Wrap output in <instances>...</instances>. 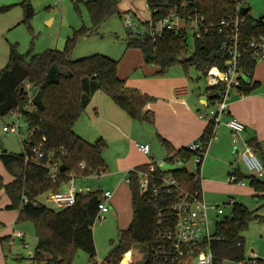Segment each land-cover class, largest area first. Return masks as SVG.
I'll return each mask as SVG.
<instances>
[{"label": "trees", "instance_id": "obj_1", "mask_svg": "<svg viewBox=\"0 0 264 264\" xmlns=\"http://www.w3.org/2000/svg\"><path fill=\"white\" fill-rule=\"evenodd\" d=\"M19 5L24 13L22 22L31 30L30 22L35 16V10L29 0H24ZM119 5L120 0L86 2L93 24L91 29L75 31L62 51L49 50L39 55L29 52L22 55L17 45H11L8 64L0 71V118L10 115L22 117L29 133L33 132L23 141L27 155H31L32 148L40 147L45 153L43 163L50 160L66 167L58 176L57 182L52 183L49 169L42 164L27 163L24 152L20 155L6 152L0 154V162L13 178L10 183L5 184L0 174V193L4 192L8 197V209L19 211L17 223H34L38 244L31 260L35 264H73L81 250L90 256V264H97L93 227L99 215L103 192L99 190L78 195L73 207L60 211L49 209L39 202L43 195L61 191V187L73 176H101L106 171L102 158L106 143L102 140L95 144L89 143L74 131L93 96L97 92L105 94L136 123L145 124L153 119V115L146 111V106L156 103L157 99L129 89L126 80L118 75V61L102 55L72 60L77 41L81 37L96 35L99 28L112 16L119 14L122 17ZM146 5L151 12L153 24L174 14L186 20L188 25L197 21L209 29L208 32L203 31L200 38L194 36L195 49L191 56H188L187 30H166L162 36L155 37L129 35L128 49L139 50L146 65L158 69L159 77H166L175 66H182L186 72L194 67L204 75L213 67L224 70L228 62V56L223 50L226 37L219 33V29L223 22L238 17L242 21L240 43L246 49L239 67L245 77L252 80L258 55L249 45L264 37V23L260 19H254L251 11L239 16L234 0H146ZM12 7L0 10L7 12ZM27 85L34 90L32 100L29 99ZM258 88L259 83L242 82L238 90L248 96ZM215 129L210 121L199 139L204 149L215 138ZM158 138L167 153L166 162L169 164L175 165L177 160H189L194 155L186 152L185 148L177 151L166 140L160 136ZM255 143L250 142L249 146L256 150ZM82 165L84 169L81 168ZM150 167L154 168V175L158 178L172 177L187 192L202 195L201 180L195 181V176L185 169L166 172L153 163L137 170L147 172ZM232 175L237 178L236 183L249 184L255 192L254 199L264 198V180L244 175L239 169ZM128 179L132 221L129 228L121 233L106 264H121L123 258L136 249L146 252L148 260L145 264H162L173 251L172 242L165 233L166 229L171 231L174 228L175 223L170 218L169 210L175 204L176 197L167 194L160 183L156 184L159 188L157 195L142 194L140 177L136 172H130ZM24 199L28 200L27 204ZM160 214H163L162 224L165 228L162 230L158 224ZM254 220L264 222V217L242 204H235L230 216L225 213L223 219L216 222L211 240L204 241L201 246L193 249L195 254L210 249L215 258L213 264H239L246 261L243 233ZM186 259L190 260L188 256ZM257 264H264V260L259 259Z\"/></svg>", "mask_w": 264, "mask_h": 264}, {"label": "rangeland", "instance_id": "obj_2", "mask_svg": "<svg viewBox=\"0 0 264 264\" xmlns=\"http://www.w3.org/2000/svg\"><path fill=\"white\" fill-rule=\"evenodd\" d=\"M89 1L92 0H29L35 10V16L30 22L31 30L26 23L22 22L24 13L19 4L7 12L0 10V71L8 64L10 44L17 45L18 51L22 55H26L29 52L33 55H39L49 50L62 51L66 41L68 38H72L75 31L83 28L91 29L93 26L92 20L85 6V3ZM249 5L253 6L251 14L256 19L264 16V0H251ZM119 8L120 12L124 11L123 13L121 12L122 17L118 14L108 18L99 28L96 35L90 37L84 36L77 41L72 56L73 61H79L94 55H102L115 61H124V64H126V56L130 51L128 49L130 30L127 28L125 22L126 11L131 10L130 13L134 15L136 22L140 26L151 20V12L141 0L137 2L136 0H120ZM11 24H14L13 28L10 27ZM4 32L5 34L2 37ZM187 33L188 56H191L195 49V38L190 28H188ZM263 65L264 60H258L257 69ZM168 74H172V76L179 77L180 79L185 78L189 82L190 87L195 91L196 96L206 92L207 82L205 75L194 67L189 68L188 72H186L182 66H175L169 70ZM260 90H264V84ZM207 110H218V106L216 104H210ZM17 120L20 126V135L12 128ZM203 120L209 122L211 117L208 116ZM78 126L76 128H79ZM4 127H8L9 131L4 132ZM28 130L29 128L22 117L19 118L18 116L10 115L5 118H0V154L2 152L17 155L22 154L23 148L21 141H25L27 138ZM157 145L162 148L161 144L154 142V146L156 147ZM235 147H239L241 151H244L242 144L238 146L233 143L231 144L227 149V158L231 159V164H228V170L233 165V167H239L242 173L248 174L241 157L239 154L234 153ZM106 149L107 146L102 151L106 171L101 176H76L72 179V185H68V189L73 187L77 192H86L87 190L89 192L99 190L104 192L107 189L115 191L116 186L124 174H119L118 157L117 154H114L116 151L115 146L112 144L111 150L113 151ZM166 158L167 156L164 154L159 163L162 170L170 171L178 168L176 164L172 165L167 163ZM259 158L261 159L260 156ZM205 165L203 163V172L201 173L203 181L204 176L209 177L204 172ZM187 168L192 170L193 163L189 162ZM0 174L4 178L5 184L13 180L1 162ZM224 179L222 183L226 186L247 189L248 192L243 189H238V196L241 197L238 198L239 203L245 205L257 215L264 217V198L254 199L253 190L248 184L243 187L231 184L229 182L228 172H226ZM65 186L63 185V188ZM0 194V264H35L31 260L38 244L34 223L31 221L17 223L19 211L8 209L7 207L10 206L8 197L4 192ZM39 202L54 211L61 210L50 200L49 194H45L39 198ZM221 205L224 207L226 216H230L232 206L227 205L226 202ZM108 207L110 208V212L103 219L98 218L93 227V237L97 251L95 262L97 264H106V259L116 247L121 233L129 228V226L127 228L122 226V221H127L130 218L128 211H126L125 215L113 217L112 213L115 210L111 204ZM210 219L214 220V223L210 225V233L213 234L216 222L223 219V216L217 217L216 214H211ZM20 233L24 235L23 240L17 237ZM243 235L245 237L246 258L250 259L254 252L264 260V222H260L259 220L252 221ZM147 260L146 252L143 249H136L127 254L121 264H145ZM90 261V256L81 250L77 253L73 264H90Z\"/></svg>", "mask_w": 264, "mask_h": 264}, {"label": "crops", "instance_id": "obj_3", "mask_svg": "<svg viewBox=\"0 0 264 264\" xmlns=\"http://www.w3.org/2000/svg\"><path fill=\"white\" fill-rule=\"evenodd\" d=\"M23 1L0 0V9L10 6L15 7ZM141 1L146 4V0ZM252 7L247 4L243 8H250L252 12ZM130 11H126V14L130 13ZM121 12L123 13L124 11ZM253 18L256 19L254 16ZM13 26L14 24H11L10 27L13 28ZM4 34L5 32L2 37ZM129 50L126 56V64H124V61H118V75L126 80V86L129 89L138 90L142 94L157 99L156 103L146 106V111L153 115L152 122L139 124L132 121L105 94L97 92L86 108L84 116L76 123L74 128L75 133L89 143L95 144L103 140L107 145L108 151H113L111 150L112 144L115 146L116 151L114 154H117L118 157L119 174H124V176L120 179L115 191L110 189L105 191L112 192V199L109 204L115 210L112 213L113 217L125 215L126 211H128L130 218L127 221H122L124 228L130 226L132 221L128 173L139 167L151 165V163H155L162 170L159 163L163 155L166 154L167 156V153L163 147L154 146V142L160 144L159 136L178 151L199 141L210 124V121H204V118L201 119L198 116V114L203 113V110L207 112V108L210 107V100L206 92L196 96L195 91L185 78L180 79L172 76V74H168L166 77H159L157 75L158 69L146 65L139 50ZM247 82L259 83V88L248 96L241 93L238 89L230 91L227 99L228 114L222 118L220 126L215 129V138L205 150L203 163L206 165L204 172L209 177L204 176L203 181L201 174V182L203 181V199L209 205H221L228 200H235L236 204H240L238 198L241 197L238 196V189L247 191L245 188H233L222 183L225 180L226 172H228V178H230L235 170L239 169L241 171L239 167H233V165L228 170V164H231V159L227 158V149L233 143L231 130L227 126L229 120L235 119L244 125L245 131L241 135L239 144L244 146L245 143L256 142V153L258 157H261L264 164V90H260L264 84V65L258 69L256 66L252 80L249 81L247 78ZM77 125H79L80 129L76 128ZM137 144L148 145L150 147V155L140 153L136 147ZM240 152L242 151L239 147H235L234 153L239 154ZM187 172L190 173V170ZM202 172L203 169H201ZM244 175L254 176L249 172ZM242 183L244 184L235 183L234 185L243 187L248 184L247 182ZM64 185L66 186L64 188L62 186L61 191H67L68 184ZM252 192L255 194L254 191Z\"/></svg>", "mask_w": 264, "mask_h": 264}, {"label": "built area", "instance_id": "obj_4", "mask_svg": "<svg viewBox=\"0 0 264 264\" xmlns=\"http://www.w3.org/2000/svg\"><path fill=\"white\" fill-rule=\"evenodd\" d=\"M237 4V12L240 16V10L251 0H234ZM203 21V20H201ZM125 22L127 28L130 30V35L133 37H145V36H162L163 32L166 30H172L179 32L182 30H188L190 28L193 31V36L200 38L202 32H208L209 29L200 25L197 21L193 22L192 25H188L186 20H182L178 16L172 14L167 19L153 24L151 20L149 22L143 23L142 26L138 25L134 15L128 13L125 16ZM240 18L230 19L228 22H223L219 33L224 34L226 37V42L223 46V50L228 56V62L226 63V68L221 70L217 67H213L208 70L205 74V79L207 82L206 94L209 97L210 104L217 105L218 110H209L208 112L200 113L199 117L206 118L211 117V122L215 127H219L221 120L224 116L228 114V104L227 99L229 98V93L233 89H238L242 82H247L243 71L239 67L240 60L243 58L246 49L241 47L240 43ZM249 48L256 50L257 60H264V37H261L258 41H252ZM27 91L29 94V99L32 100L34 96V90L32 86L27 85ZM227 126L231 130L232 141L234 145H238L241 142V135L245 131L243 124L235 119L229 120ZM18 135L21 134L20 126L18 125V120L16 124L12 126ZM4 132H8L9 128L4 127ZM33 132L28 133L32 135ZM23 152L26 154V162L34 164H42L43 167L49 169L52 177V183L57 182V178L62 173L60 170L61 166L56 164L54 161L48 160L43 163L45 158V153L40 147H34L31 149V155H27L26 146L21 141ZM138 151L144 155H150V147L148 145H136ZM200 141L192 143L185 148L186 152L194 153L189 160H177L176 165L178 169L187 168L189 162L193 163V168L190 173L195 176V181L201 180V169L203 161L205 158V151ZM241 160L247 169V171L254 175L258 179L264 178V164L258 157L256 150L249 146V144H244V151L239 153ZM153 164V163H151ZM84 169V166H81ZM131 172H136L140 177V191L142 194L152 193L157 195L159 188L156 186L157 183L162 185L167 194L176 197V202L171 207L170 218L174 220V228L169 231L166 229V236L169 241L172 242L173 251L167 255L165 261L162 264H213L214 256L210 249L201 251L199 254H195L193 249L201 246L204 241H209L212 238L210 233V225L214 223L213 219H210L211 214H216L217 217L223 216L225 214L224 207L219 204L209 205L203 199L202 195L198 192L191 194L180 187L178 182L172 177H167L160 179L154 175L155 170L150 167L149 171L143 172L137 169ZM130 173V172H129ZM128 173V174H129ZM75 178L74 176L72 179ZM72 179L66 184L72 185ZM229 182L235 184L237 178L235 176H230ZM129 183V179H128ZM236 184L243 185L244 183L239 182ZM90 193L88 190L86 192H77L72 187L67 191H59L56 193H50V200L60 209L73 207L77 202L78 195H86ZM201 197V198H200ZM112 199V192L105 191L102 193L101 203L99 205V215L97 219H103L109 211V203ZM24 203H28L27 199H24ZM36 205L35 203H32ZM227 205L232 207L236 204L235 200H228ZM225 205V204H224ZM101 216V217H100ZM163 214L159 215V225H161V230L165 229L163 223ZM19 239L24 238L23 234L17 235ZM196 255V256H195ZM186 256L190 260L186 259ZM192 257V259H191ZM185 258V259H184ZM260 257L253 253L250 259L239 263V264H257Z\"/></svg>", "mask_w": 264, "mask_h": 264}, {"label": "water", "instance_id": "obj_5", "mask_svg": "<svg viewBox=\"0 0 264 264\" xmlns=\"http://www.w3.org/2000/svg\"><path fill=\"white\" fill-rule=\"evenodd\" d=\"M249 11H250V8H242V9L240 10V15H241V16H244V15H246ZM260 20L263 21V20H264V16H262V17L260 18ZM60 170L63 172V171L66 170V167H65V166H61Z\"/></svg>", "mask_w": 264, "mask_h": 264}]
</instances>
